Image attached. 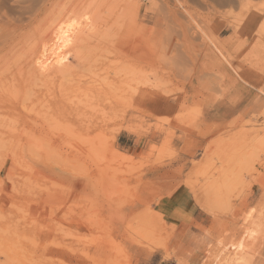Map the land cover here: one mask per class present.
Returning <instances> with one entry per match:
<instances>
[{"label": "rangeland", "instance_id": "1", "mask_svg": "<svg viewBox=\"0 0 264 264\" xmlns=\"http://www.w3.org/2000/svg\"><path fill=\"white\" fill-rule=\"evenodd\" d=\"M45 14L70 36L50 60L99 91L66 95L83 117L61 140L0 143V264H225L264 216V0H0L7 22Z\"/></svg>", "mask_w": 264, "mask_h": 264}, {"label": "bare ground", "instance_id": "2", "mask_svg": "<svg viewBox=\"0 0 264 264\" xmlns=\"http://www.w3.org/2000/svg\"><path fill=\"white\" fill-rule=\"evenodd\" d=\"M43 8L40 7L35 10L34 15L43 13ZM50 13L52 15V12ZM50 16L48 14L43 15L33 25L32 22L35 21V16L31 19L29 18V23H16V20H14L15 22H10V20L9 23L5 19L0 18V143L21 145L28 143H55L61 140L62 133L60 130L58 129L60 133H56V127L59 122L68 118L79 119L78 115L81 117L77 113L78 110L73 109L68 104L67 100L70 102L71 98L69 99L66 95L72 90L74 85L75 87L78 86L79 89L92 91L95 95L99 91L98 87L95 89V84L79 85L75 84L74 81L73 83L70 81L76 75L74 71L76 68L70 65L67 56H64L65 54L62 55L59 51L60 53L56 55L55 59L53 61L50 60V55L47 53L49 45H54V41L67 42L66 39L70 38L66 31H56L58 33L52 36L51 30L47 28L49 25L46 26L47 20H51ZM51 18L53 19V17ZM91 23L89 24L90 26ZM73 37L72 44L74 43L76 47L83 44L84 37L79 32H74ZM54 49L52 56H54ZM74 53L75 58L78 59L81 53L79 54L76 50H74ZM78 82L80 81L78 80ZM104 87L103 89L106 91ZM107 87L109 89L108 85ZM120 94L116 97L117 100H115L116 102L113 105L105 106L103 109L109 108L110 110L118 103L123 106L125 98H122V92ZM74 103L76 104V102ZM74 107L76 106L74 105ZM91 115H89L90 118L88 117L90 122H94V124L96 122H105L103 115L102 117L97 114ZM74 139L86 143H93L98 140L96 136L88 134L80 137L75 135ZM263 218L264 216L260 212L257 221L251 222L252 225L246 231V239L239 238L238 241L229 245L234 251V257L227 258L225 264H230L231 262L264 264ZM249 245L253 247H250L251 250L247 252V256L241 255Z\"/></svg>", "mask_w": 264, "mask_h": 264}, {"label": "crops", "instance_id": "3", "mask_svg": "<svg viewBox=\"0 0 264 264\" xmlns=\"http://www.w3.org/2000/svg\"><path fill=\"white\" fill-rule=\"evenodd\" d=\"M251 30H252V28H250V27L244 28V29H239V30L237 28L234 29L236 34H238L239 36L240 35H246L247 36L250 33ZM227 55L230 56L231 54H227ZM203 58H204V56L202 57V59ZM193 92H194V90H193ZM166 201L168 202L167 203L168 206L175 207V209H178L180 211H184L186 209L193 210V207L190 204V194H189V192L186 191L185 189L181 188V187H177L176 190L168 197V199ZM184 205H185L186 208L184 207ZM171 256H174L176 261L177 260H183V258L178 256V255L174 254V255H171ZM160 264H171V262L168 261V260H165V261H162Z\"/></svg>", "mask_w": 264, "mask_h": 264}]
</instances>
